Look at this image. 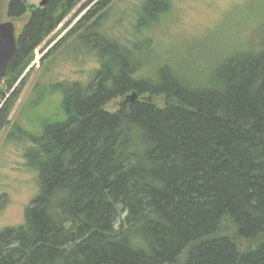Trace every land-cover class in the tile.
Here are the masks:
<instances>
[{
    "label": "trees",
    "instance_id": "trees-1",
    "mask_svg": "<svg viewBox=\"0 0 264 264\" xmlns=\"http://www.w3.org/2000/svg\"><path fill=\"white\" fill-rule=\"evenodd\" d=\"M93 1H9L18 52L0 80V133L36 49ZM114 1L53 50L80 41L100 63L92 80L53 85L63 97L40 132L13 126L38 195L22 224L0 230V264H264V0L245 40L229 39V22L183 42L215 56L201 76L149 34L173 0H152L124 39L101 31Z\"/></svg>",
    "mask_w": 264,
    "mask_h": 264
},
{
    "label": "rangeland",
    "instance_id": "rangeland-1",
    "mask_svg": "<svg viewBox=\"0 0 264 264\" xmlns=\"http://www.w3.org/2000/svg\"><path fill=\"white\" fill-rule=\"evenodd\" d=\"M9 1L11 0H0V23L10 20ZM98 1H93L86 8L77 7L36 49L35 59L29 67L30 73L10 114V124L0 133V200L6 203L0 215V230L22 224L26 207L38 195L36 173L26 165L25 148L18 141L21 138L20 132L15 130L14 138L11 136L13 126L18 125L17 129L30 130L34 134L40 132L43 122L54 115V109L63 97L60 91H54L53 85L67 81L86 84L92 80L100 63L94 55L84 53L86 48L80 41L69 39L54 52L53 50ZM26 2L28 6L40 8L41 0ZM256 3V0H173L171 16H165L167 19L164 18L162 23L148 29L149 34L156 39L159 52L172 51L173 54L181 55L187 71L201 76L207 72L215 56L207 47L199 52L190 51L189 44L183 42L208 38L211 30L219 23L229 22L231 24L226 25L224 31L230 35L229 39L232 38L233 42L245 40L252 33L248 28L250 23L257 25L256 19L259 20ZM151 5L152 0H115L107 9L106 22L101 31L110 37H131L132 22L136 21V17L147 19L146 8ZM58 32L60 33L57 35ZM227 40H217L211 43V47L216 48L221 44L224 47L228 44L225 42ZM181 72L185 73V70ZM119 104L120 101L110 104L108 109L115 111Z\"/></svg>",
    "mask_w": 264,
    "mask_h": 264
},
{
    "label": "water",
    "instance_id": "water-1",
    "mask_svg": "<svg viewBox=\"0 0 264 264\" xmlns=\"http://www.w3.org/2000/svg\"><path fill=\"white\" fill-rule=\"evenodd\" d=\"M47 0H41L40 8L45 7ZM18 52V37L16 26L12 20L0 23V80L4 77L10 63ZM136 95H131L126 100H136Z\"/></svg>",
    "mask_w": 264,
    "mask_h": 264
}]
</instances>
